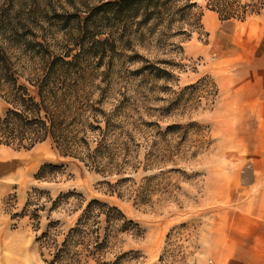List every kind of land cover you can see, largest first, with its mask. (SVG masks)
I'll use <instances>...</instances> for the list:
<instances>
[{
  "label": "rangeland",
  "instance_id": "1",
  "mask_svg": "<svg viewBox=\"0 0 264 264\" xmlns=\"http://www.w3.org/2000/svg\"><path fill=\"white\" fill-rule=\"evenodd\" d=\"M110 1L23 0L8 7L16 33L2 38L5 46L79 52L89 81L99 86L93 100L103 102L109 122L103 156L111 171L100 173L63 157L49 140L20 151L25 163L37 161L2 205L8 225L0 234V264H48V251L36 239L50 226L60 243L92 200L117 207L136 224L113 235L102 264H264L238 260L245 248L234 231L264 226V125L258 128L264 119L232 118L238 133H228L216 83L228 58L230 32L238 26L243 34L250 22L264 25V0L259 6L253 2L259 13L243 22L222 21L208 8L209 0H160L159 19L139 27L137 18L128 29L132 34L117 44L113 62L107 49L103 56L96 53L91 39L80 44L76 29L64 31L60 23L89 17L88 24L96 20L102 33L99 39L112 26L122 34L119 22L93 16ZM143 66L151 69L137 73ZM16 67L31 70L37 64ZM5 109L2 104L0 115ZM42 165L60 169L36 179Z\"/></svg>",
  "mask_w": 264,
  "mask_h": 264
},
{
  "label": "trees",
  "instance_id": "2",
  "mask_svg": "<svg viewBox=\"0 0 264 264\" xmlns=\"http://www.w3.org/2000/svg\"><path fill=\"white\" fill-rule=\"evenodd\" d=\"M20 1L23 0H0V108L2 104L6 106L0 115V145L15 151H29L49 140L61 156L86 162L97 172L110 173L103 156V147H108L111 137L106 131L109 122L105 118L103 102L93 100L99 86L89 81L90 71L79 63V52L51 54L35 48L16 51L5 46L2 38L16 33L8 7ZM250 1L252 3L241 4L240 0H209L207 6L222 21L243 22L259 13L258 6L263 0ZM159 3L160 0H114L98 6L94 9V17L102 14L103 20L119 22L122 29L119 34L112 26L103 40L99 39L102 33L96 20L88 24L89 17L62 18L61 29H76L80 44L84 38L91 39L95 52L103 56L107 49L110 62H113L117 44L127 34H132L128 29L137 18L141 17L139 27L147 25L151 19H159ZM23 62H36L37 67L31 70L16 67L17 63ZM147 69L151 68L143 66L137 73ZM21 80L33 89L32 94L27 86L20 84ZM91 144L96 147L91 148ZM58 169L57 166L42 165L35 178H43L46 171ZM134 228L136 224L117 207L92 200L60 243L54 240L50 226L36 242L41 250L48 251V264H86L88 261L102 264L101 258L113 235Z\"/></svg>",
  "mask_w": 264,
  "mask_h": 264
},
{
  "label": "crops",
  "instance_id": "3",
  "mask_svg": "<svg viewBox=\"0 0 264 264\" xmlns=\"http://www.w3.org/2000/svg\"><path fill=\"white\" fill-rule=\"evenodd\" d=\"M248 24L250 28L243 34L238 26L233 27L230 48L225 56L228 58L224 59V67L216 77L217 87L224 99L223 116L228 120L227 132L230 134L238 133L230 120L232 118L264 119L263 111L259 110V107L264 109V25L258 22ZM255 104L258 111L254 110ZM236 112L242 115L237 116ZM263 125V122L259 123L258 128ZM23 157L20 151L0 146V221L3 225L0 234H6L5 226L8 225L7 217L2 212L4 200L18 190L16 185L30 176L37 161L35 158L25 163ZM16 196L19 206L23 196L19 193ZM234 231L236 242L245 248L238 253V260L264 262V226H235Z\"/></svg>",
  "mask_w": 264,
  "mask_h": 264
}]
</instances>
